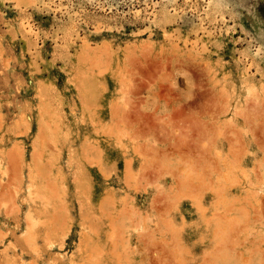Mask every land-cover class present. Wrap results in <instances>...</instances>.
Wrapping results in <instances>:
<instances>
[{
	"label": "rangeland",
	"instance_id": "1",
	"mask_svg": "<svg viewBox=\"0 0 264 264\" xmlns=\"http://www.w3.org/2000/svg\"><path fill=\"white\" fill-rule=\"evenodd\" d=\"M0 264H264V0H0Z\"/></svg>",
	"mask_w": 264,
	"mask_h": 264
}]
</instances>
